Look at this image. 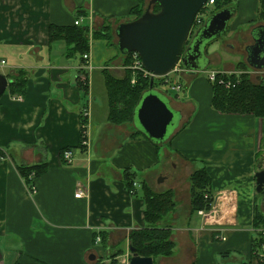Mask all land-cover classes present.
Instances as JSON below:
<instances>
[{
  "label": "crops",
  "instance_id": "1",
  "mask_svg": "<svg viewBox=\"0 0 264 264\" xmlns=\"http://www.w3.org/2000/svg\"><path fill=\"white\" fill-rule=\"evenodd\" d=\"M227 1L235 9L228 34L237 39L231 43L244 51L254 45L252 30L264 25L258 20L260 1ZM138 4L0 0V68L5 70L0 74L10 79L20 74L27 83L22 101L8 90L0 99V156L5 159L0 163V264H102L110 256L128 264L129 236L145 226L143 184L156 194L173 192L177 204L161 224L172 230L175 253L155 264H260L251 248L255 176L264 169L263 118L215 111L212 84L186 73L183 92L166 97L181 120L165 143L148 141L134 123L109 122L105 75L123 80L128 58L120 53L98 60L91 43L100 41L92 32L105 25L116 33L120 24L133 21L131 10ZM75 21L90 31L87 62L69 58L64 42L49 44L51 24L68 27ZM244 54L240 63L264 83V70L251 69ZM85 65L92 68L84 73L88 94L80 87ZM237 67L216 72L233 74ZM181 94L191 100L179 99ZM82 114H87L86 148L81 146ZM64 150L74 151L69 166L61 157ZM44 163L47 171L34 180L31 194L19 168ZM200 170L211 180L205 200H214L204 216L192 214L191 178ZM125 172L134 176L137 195L126 189ZM78 185L85 190L83 199H75ZM259 203L264 210V197Z\"/></svg>",
  "mask_w": 264,
  "mask_h": 264
},
{
  "label": "trees",
  "instance_id": "2",
  "mask_svg": "<svg viewBox=\"0 0 264 264\" xmlns=\"http://www.w3.org/2000/svg\"><path fill=\"white\" fill-rule=\"evenodd\" d=\"M259 1L260 9L258 20L260 23L264 24V0ZM146 2L147 0H139L137 7L131 10V15L134 17L133 21L144 14ZM214 3V14L221 9L228 8L230 4L227 0H214ZM153 12H160V8L154 6ZM108 27L109 26H105V30L93 31L92 38L94 40H105L109 47H114V34L112 31L107 30ZM58 42H64L66 44L69 58L80 56L81 60L84 61V56L90 51L91 41L89 28L76 26L75 23L73 26L68 27L51 24L49 27V44L52 46ZM127 58L129 59V55H127ZM131 77L130 70L123 80H117L108 73L105 75L109 97V122L113 125L133 124L134 112L140 98L150 89L151 80L149 78H145L140 74L138 75L136 83L133 85L131 84ZM221 78L231 80L233 82V87L227 89L218 83L212 84V107L215 111L224 115H251L264 119V83L253 82L244 63L238 65L236 73L226 74ZM8 79L11 80L8 91L13 96L25 94L27 83L23 76L19 74L16 77L13 76L11 79ZM156 86L157 82L155 81L154 88ZM84 127H86V120L85 116L82 114V141ZM63 152L61 153L62 159ZM46 171V163L19 168L20 174L25 178L27 186L30 189L35 186L33 183L34 180ZM29 177H32V179L30 180ZM135 181L131 173L125 172V187L133 195H137L134 193ZM210 185L211 180L206 171L200 170L192 176V214L202 210L211 211L214 200H205L206 194H210ZM139 191L143 194L145 226L130 234V246L136 249L141 257L153 258L154 263L160 258L172 257L176 249V244L172 240V230L168 227H162L161 224L165 222L170 214L175 213L177 210L174 194L173 192L156 194L144 184L141 185ZM255 196L257 199L262 198L264 197V192L260 195L256 193ZM254 206L252 257L256 248L264 242L261 234L257 233L258 230L264 229V210L259 202L255 203ZM95 240H97V237H95ZM101 242L105 243V239H103V241L101 240ZM115 257L117 256H114V258ZM260 264H264V261L260 262Z\"/></svg>",
  "mask_w": 264,
  "mask_h": 264
},
{
  "label": "water",
  "instance_id": "3",
  "mask_svg": "<svg viewBox=\"0 0 264 264\" xmlns=\"http://www.w3.org/2000/svg\"><path fill=\"white\" fill-rule=\"evenodd\" d=\"M209 0H149L144 14L116 30L117 45L122 55L136 53L143 68L154 78L168 76L180 65L186 73L203 72L210 64L207 55L210 44L228 31L235 9L228 7L210 16L190 40L196 18ZM158 6L160 12L152 8ZM254 45L246 50L251 69L264 70V25L252 30ZM190 40V41H189ZM11 80L0 74V99L7 92ZM177 112V111H176ZM169 100L154 88L143 94L134 112L133 123L148 141L155 145L165 143L177 129V118ZM256 193L264 192V169L256 174ZM128 264H155L153 258L141 257L129 247ZM96 260L93 255L90 258ZM107 264V263H102Z\"/></svg>",
  "mask_w": 264,
  "mask_h": 264
},
{
  "label": "rangeland",
  "instance_id": "4",
  "mask_svg": "<svg viewBox=\"0 0 264 264\" xmlns=\"http://www.w3.org/2000/svg\"><path fill=\"white\" fill-rule=\"evenodd\" d=\"M148 3H149V0H147L146 2V5L144 7V10L147 9L148 7ZM236 5V1L233 2V7H235ZM214 9H212L211 12H213ZM152 11H153V8H152ZM210 16H205L204 17V23L207 21V19L209 18ZM204 23H202V25H196L195 28L193 29V34H191V37H190V40L192 39V37L195 35L196 31H198L203 25ZM230 23V22H229ZM105 25L103 27H101L100 29H97V30H105ZM250 28V25L248 26H245L244 27V31L247 32ZM229 29V28H228ZM107 30H110L111 29L108 27ZM113 32V31H112ZM114 34V40H113V43L115 44L114 47H109L108 44L106 43L105 40H99L100 42L97 43V42H92L91 43V46H92V53L94 52L97 57H98V60L102 59H112L114 55L117 56V54L119 55L121 52L118 48V45H117V38L115 36V33L113 32ZM237 37H235V35H230L228 34V31L223 34L220 38L214 40L209 48H208V53H209V59H210V64L208 65V67L203 71V72H200L198 73V75L200 76V78L202 77H205L206 78V72H211V71H224V70H227L228 66L230 65H237L244 61V51L246 52L247 50V47L245 48L244 51L242 47H240L239 45H236L234 43H231V41H234L236 40ZM189 40V41H190ZM238 41L241 43L243 42V38L242 37H239ZM75 60L77 62H80L81 59H80V56H76L75 57ZM131 58L129 57V59H127V62L125 63V70H126V74L127 72L130 70L131 72V84L134 80H137L138 78V74H135L134 70L132 71L129 66H131ZM129 63V64H128ZM85 67H87V65H85ZM247 69V67H246ZM0 71L5 73V70L4 69H1L0 68ZM86 73V72H83V74ZM239 73V72H238ZM255 74H262L260 72H254ZM87 74V73H86ZM84 74L87 78L89 75H86ZM185 75H182L181 76V83H182V80H183V77ZM255 75H251V80L253 82H256L255 81ZM126 78V76L124 77ZM173 80H175L174 76L172 77ZM258 83V82H257ZM80 87L82 88L83 92L85 94H88V90H89V83L87 84H83V85H80ZM155 90H157L158 92L162 93L165 97L167 98H174L176 97V93H174L173 91L170 90V88L166 85H162V84H158L157 83V86L155 87ZM181 100H191L189 98L188 95L185 96V94H181L180 95V98ZM186 100V101H187ZM176 112V111H175ZM177 114V118H179V114L176 112ZM258 202H260L261 198H258L257 199ZM167 221V219L165 220ZM100 243V242H99ZM118 254V253H117ZM131 255V254H130ZM107 264H112V263H115V264H127L125 262H123L121 259H116V257L114 258V256H110V260H108L106 262Z\"/></svg>",
  "mask_w": 264,
  "mask_h": 264
},
{
  "label": "built area",
  "instance_id": "5",
  "mask_svg": "<svg viewBox=\"0 0 264 264\" xmlns=\"http://www.w3.org/2000/svg\"><path fill=\"white\" fill-rule=\"evenodd\" d=\"M214 0H209V2L207 3V5L203 8V10L200 12V14L198 15V17L196 18L195 24H194V28L195 26L198 25H202V23H204V17L205 16H211L214 13L211 12L212 9H214ZM76 26H81L79 21L75 22ZM193 28V29H194ZM129 57L132 59L131 60V66H129V68L134 72L135 74L138 75H143L145 78H149L150 80H154V82L156 81L158 84H164L166 86H168L170 88L171 91H173L174 93H176L177 95H179L180 93L183 92L184 90V86L181 83V76L186 74L185 71H183L180 67V65H178L174 71L172 73H170L168 76L166 77H162V78H154L150 73H148L142 65V62L140 60V57L136 54L133 53L131 55H129ZM89 57L88 55L84 56V61H88ZM5 62H2V65H4ZM92 71V68L90 67H85L83 72L89 73ZM198 74V73H197ZM223 75V73L220 72H216V71H211L206 72V78L208 79V81L211 84H216L218 83L221 86H224L227 89H230L233 87V82L231 80H227L224 78H221ZM174 76L175 80L172 79V77ZM81 80L84 81V84H86L87 82V77L84 75ZM82 81V82H83ZM136 83V80H134L132 82V84L134 85ZM14 99L17 101H22L23 100V96L20 95H16L14 97ZM85 117H87V114H85ZM83 141L81 140V146L86 148L89 146V141L87 140L86 137V127H84V131H83ZM5 159L3 157L0 156V163L3 162ZM63 161L64 164L66 166H69L73 163L74 161V151L73 150H66L63 152ZM32 178V177H31ZM134 186L136 187V184H134ZM78 191L77 194L75 195V199H83L85 198V190L81 185H78ZM31 194H35V186L32 187L31 189ZM206 199L209 200L208 197H206ZM198 214L200 216H204L205 215V210L204 211H199ZM257 233L261 234V237L264 239V229L258 230ZM221 241H225V237H220L219 238ZM97 243L101 242L100 237H97ZM253 258L256 259L259 263L264 261V242L261 243L255 250L254 254H253Z\"/></svg>",
  "mask_w": 264,
  "mask_h": 264
},
{
  "label": "flooded vegetation",
  "instance_id": "6",
  "mask_svg": "<svg viewBox=\"0 0 264 264\" xmlns=\"http://www.w3.org/2000/svg\"><path fill=\"white\" fill-rule=\"evenodd\" d=\"M225 9V8H224ZM223 9H221V10H219V11H222ZM219 11H217V12H219ZM217 12H215V14L217 13ZM214 15V14H213ZM212 16V15H211ZM206 23V22H205ZM205 23H204V25H205ZM203 25V26H204ZM197 32V31H196ZM192 34H193V32H192ZM196 34V33H195ZM194 37V36H193Z\"/></svg>",
  "mask_w": 264,
  "mask_h": 264
}]
</instances>
